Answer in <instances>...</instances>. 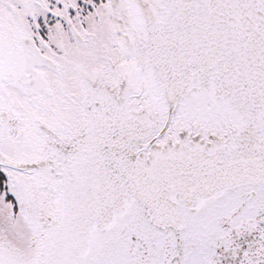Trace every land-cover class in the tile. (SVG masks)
<instances>
[{
	"label": "snow or ice",
	"instance_id": "obj_1",
	"mask_svg": "<svg viewBox=\"0 0 264 264\" xmlns=\"http://www.w3.org/2000/svg\"><path fill=\"white\" fill-rule=\"evenodd\" d=\"M0 264H264V0H0Z\"/></svg>",
	"mask_w": 264,
	"mask_h": 264
}]
</instances>
